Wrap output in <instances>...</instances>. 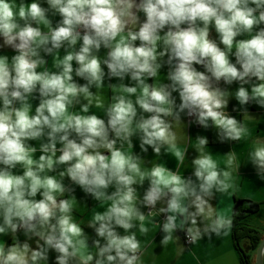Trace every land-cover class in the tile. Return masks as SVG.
I'll return each instance as SVG.
<instances>
[{
    "label": "clouds",
    "instance_id": "9594fccd",
    "mask_svg": "<svg viewBox=\"0 0 264 264\" xmlns=\"http://www.w3.org/2000/svg\"><path fill=\"white\" fill-rule=\"evenodd\" d=\"M0 51L12 53L0 56V264H142L133 229L146 234L154 214L164 245L178 231L228 235L211 201L230 187L234 152L221 168L197 135L185 176L147 157L182 163L181 124L222 145L250 136L249 106L264 109V0H0ZM247 159L264 179V139ZM77 190L103 208L91 241Z\"/></svg>",
    "mask_w": 264,
    "mask_h": 264
},
{
    "label": "crops",
    "instance_id": "0c3cea01",
    "mask_svg": "<svg viewBox=\"0 0 264 264\" xmlns=\"http://www.w3.org/2000/svg\"><path fill=\"white\" fill-rule=\"evenodd\" d=\"M31 2V0H28ZM11 56L12 53L0 51V56ZM63 55V52L60 53ZM48 70L55 71L53 67V60L49 58L46 65ZM198 70L203 71L200 66ZM44 68L38 69L43 71ZM161 82H166V75L162 71L158 77ZM100 99L104 106L111 102L113 88L107 83L99 90ZM179 102V100H178ZM35 104H33V111ZM79 112V107L75 109ZM88 114H95L101 118L105 117L104 107L91 106ZM237 119H241L237 113H233ZM244 124L250 130V136L238 142H228L226 144H219L214 130L204 132L199 127L193 125L190 129V134L186 125H179L174 130L177 133L179 149L183 154V162L181 163L174 155H163L153 157L151 150L148 154V159L152 163H161L166 167L173 170H178L182 176L189 175L192 172V164L190 157L195 154L197 146V135H208L210 144L205 148V151L212 154L221 168L225 166L227 159L226 153L229 151L234 152L237 156L238 167L233 170V175L229 181L230 187L226 193H215L214 199L211 201L214 210L227 218L232 219V228L229 230L228 235L221 234L216 236L212 234L209 239L207 236L197 238L191 244H187L185 240V232L178 231L173 234V239L167 245L161 243L163 233L161 232L162 218L160 215H152L146 218L144 226L148 229L147 233H141L137 229V238L141 242V262L142 264H241L239 255L235 249L234 244V217L241 215L247 209V202L252 201L260 205V210L257 215L264 211V179H261L256 171L248 162L247 156L252 145V141L256 138L264 139V109L256 106H249V116L244 120ZM134 145H135V138ZM37 148L40 141L33 142ZM138 149L134 146L128 149L130 153H135ZM39 155V152L36 153ZM143 168H147V164H142ZM77 198L74 201L73 217L75 221L85 230V235L89 241L95 238L94 233L88 228V223L94 211H102L103 208L89 197H85L82 192L77 190ZM242 201L244 204L238 210L237 214L234 212L237 203ZM264 223V221H263ZM121 234H125L123 229L119 230ZM263 238V237H262ZM0 243H6L3 237H0ZM243 250H247L250 255V264H254L256 250L251 249L249 240L241 242ZM253 250V251H252ZM94 251V249H93ZM253 255V256H252Z\"/></svg>",
    "mask_w": 264,
    "mask_h": 264
},
{
    "label": "trees",
    "instance_id": "16d2710c",
    "mask_svg": "<svg viewBox=\"0 0 264 264\" xmlns=\"http://www.w3.org/2000/svg\"><path fill=\"white\" fill-rule=\"evenodd\" d=\"M246 202L247 209L243 211L244 215H235L234 217V244L235 249L239 255L241 264L251 263V257L247 254V250L242 249L241 242L249 240L251 244V249L257 250L262 239L261 234L257 230L248 228L249 226L247 224L248 216L257 214L260 210V205L252 201Z\"/></svg>",
    "mask_w": 264,
    "mask_h": 264
},
{
    "label": "rangeland",
    "instance_id": "374dc122",
    "mask_svg": "<svg viewBox=\"0 0 264 264\" xmlns=\"http://www.w3.org/2000/svg\"><path fill=\"white\" fill-rule=\"evenodd\" d=\"M264 211L260 215H250L247 218L248 228L257 230L264 237ZM255 257V254H254Z\"/></svg>",
    "mask_w": 264,
    "mask_h": 264
},
{
    "label": "water",
    "instance_id": "95a60500",
    "mask_svg": "<svg viewBox=\"0 0 264 264\" xmlns=\"http://www.w3.org/2000/svg\"><path fill=\"white\" fill-rule=\"evenodd\" d=\"M243 202L237 203L234 209V212L237 213L240 207L243 206ZM244 215V213H242ZM259 259V264H264V237L261 239L260 244L256 250V255H255V262L254 264H257V258Z\"/></svg>",
    "mask_w": 264,
    "mask_h": 264
},
{
    "label": "built area",
    "instance_id": "2783aa9c",
    "mask_svg": "<svg viewBox=\"0 0 264 264\" xmlns=\"http://www.w3.org/2000/svg\"><path fill=\"white\" fill-rule=\"evenodd\" d=\"M185 240H186L187 244H191L192 243V242L189 241V239L186 237V235H185Z\"/></svg>",
    "mask_w": 264,
    "mask_h": 264
}]
</instances>
